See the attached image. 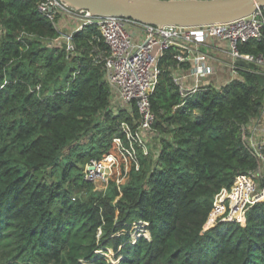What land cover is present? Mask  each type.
<instances>
[{"label": "trees", "instance_id": "16d2710c", "mask_svg": "<svg viewBox=\"0 0 264 264\" xmlns=\"http://www.w3.org/2000/svg\"><path fill=\"white\" fill-rule=\"evenodd\" d=\"M39 2L0 0V264H264V202L245 224L211 223L215 196L257 166L243 130L264 120L259 66L185 98L174 73L190 64L167 49L151 94L157 148L96 191L88 163L114 154L125 167L115 139L140 115L112 107L92 55L109 52L99 26L75 32L70 54Z\"/></svg>", "mask_w": 264, "mask_h": 264}, {"label": "built area", "instance_id": "2783aa9c", "mask_svg": "<svg viewBox=\"0 0 264 264\" xmlns=\"http://www.w3.org/2000/svg\"><path fill=\"white\" fill-rule=\"evenodd\" d=\"M38 10L57 29L59 35L55 43L64 46L70 54L77 51L75 32L90 24L99 26L109 52L105 54L94 50L96 54L92 55L96 63L102 64L111 87L112 107H136L140 115L136 127L123 124L126 141L122 137L115 139L120 157L126 165L131 159L137 163L140 151L148 154L149 140L156 135V115L151 106V94L158 83L160 61L167 49L177 47L180 51L178 60L190 64L188 69L179 68L174 73V81L185 98L204 89L209 84L207 81L218 73L219 67L225 68L227 77L223 84L215 83L217 87L241 78L244 71L252 69L251 65L259 66L264 73V52L255 54L242 49L251 41L264 42V6L235 21L193 27H158L125 17H98L86 10H74L61 0H40ZM215 40L225 42L229 60L216 59L203 49L211 46ZM240 61L246 66L241 65ZM190 78L194 81L191 86L186 83ZM243 140L256 159L257 166L248 174L238 175L231 188H223L215 196L213 213L221 211V207L226 205L223 214H216L215 222L225 220L245 224L248 210L264 202V120L244 127ZM121 163V158L114 154L101 160L93 159L85 169V179L90 182L109 181L112 172ZM123 178H119L118 182Z\"/></svg>", "mask_w": 264, "mask_h": 264}, {"label": "water", "instance_id": "95a60500", "mask_svg": "<svg viewBox=\"0 0 264 264\" xmlns=\"http://www.w3.org/2000/svg\"><path fill=\"white\" fill-rule=\"evenodd\" d=\"M98 17H125L145 25L204 26L253 14L264 0H61ZM241 65L246 63L240 61Z\"/></svg>", "mask_w": 264, "mask_h": 264}, {"label": "crops", "instance_id": "0c3cea01", "mask_svg": "<svg viewBox=\"0 0 264 264\" xmlns=\"http://www.w3.org/2000/svg\"><path fill=\"white\" fill-rule=\"evenodd\" d=\"M203 49L211 53L213 57H215L216 59L219 58V59L229 60V55L227 52L226 44L223 41L215 40L213 41L211 46H205L203 47ZM226 77H227V73L225 71V68L219 67L218 73L213 75L207 82L223 84L225 82L224 79ZM186 83L189 86H191L194 83V81L193 79L190 78L188 79V81H186Z\"/></svg>", "mask_w": 264, "mask_h": 264}, {"label": "rangeland", "instance_id": "374dc122", "mask_svg": "<svg viewBox=\"0 0 264 264\" xmlns=\"http://www.w3.org/2000/svg\"><path fill=\"white\" fill-rule=\"evenodd\" d=\"M254 125H257V124H254ZM153 138H154V137H153ZM148 140H149V138H148ZM152 143H153V146H152ZM156 145H157V142H155V140H152V139L149 140V150H151V148H152L153 150H155V149L157 148ZM150 146H151V147H150ZM127 170H128V165H125V167L120 165V167L118 168L117 171H115V173L117 172L118 177H125V174L127 173ZM115 173H114V174H115ZM111 175L113 176V172H112ZM111 175H110V176H111ZM112 176H111V177H112ZM121 180H122V179H121ZM108 183H109V181H96V182H94V184H95V190H96V191H100V190H104V189H106L107 186H108ZM221 208H222V210H221V211L218 210V212H217L216 214H218V215L223 214V213H224V208L226 209V205H225L224 207H221ZM221 208H219V209H221ZM216 214H215V216H216ZM213 222H215V220H212L211 223H213ZM115 256H116V253H114V252L111 250L110 253H109V257H110L112 260H115ZM117 261H118V260H117Z\"/></svg>", "mask_w": 264, "mask_h": 264}, {"label": "clouds", "instance_id": "9594fccd", "mask_svg": "<svg viewBox=\"0 0 264 264\" xmlns=\"http://www.w3.org/2000/svg\"><path fill=\"white\" fill-rule=\"evenodd\" d=\"M210 224V223H209Z\"/></svg>", "mask_w": 264, "mask_h": 264}]
</instances>
